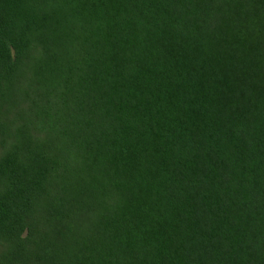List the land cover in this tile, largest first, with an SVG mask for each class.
<instances>
[{"label": "trees", "instance_id": "16d2710c", "mask_svg": "<svg viewBox=\"0 0 264 264\" xmlns=\"http://www.w3.org/2000/svg\"><path fill=\"white\" fill-rule=\"evenodd\" d=\"M56 1L0 0V241L64 226L59 159L5 113L49 116L62 94L112 187L97 264H264V104L230 24L200 25L185 0H70L63 16Z\"/></svg>", "mask_w": 264, "mask_h": 264}, {"label": "rangeland", "instance_id": "374dc122", "mask_svg": "<svg viewBox=\"0 0 264 264\" xmlns=\"http://www.w3.org/2000/svg\"><path fill=\"white\" fill-rule=\"evenodd\" d=\"M251 1L185 0L192 7V17L200 25L205 26L214 16L230 24L247 58V85L252 99L264 104V16H252L248 9ZM71 3L70 0H57L56 4L53 2V8L60 16ZM52 29L51 37L55 40L61 33L54 34ZM62 99V94L51 95L52 116L41 115V112V116L33 115L29 103L5 108L6 115L30 117L33 128H38L40 138L60 161L59 167L64 172L61 189L68 201L62 228H48L39 218L20 241H0V264H97L95 251L109 215L108 194L112 187L98 156L86 151V144L74 136L70 125L61 123ZM257 137L263 136L257 133ZM8 143L0 137V157Z\"/></svg>", "mask_w": 264, "mask_h": 264}]
</instances>
